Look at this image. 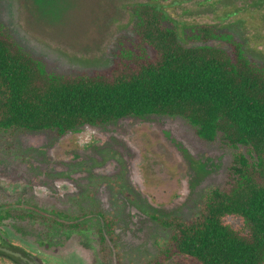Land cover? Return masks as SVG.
<instances>
[{
    "label": "rangeland",
    "instance_id": "rangeland-1",
    "mask_svg": "<svg viewBox=\"0 0 264 264\" xmlns=\"http://www.w3.org/2000/svg\"><path fill=\"white\" fill-rule=\"evenodd\" d=\"M137 3L158 4L180 30L231 28L264 63V0H0V23L50 72L92 73L109 66ZM241 152L200 139L182 118L130 117L63 137L0 131V204L23 212L4 229L65 264H159L171 233L152 216L195 217Z\"/></svg>",
    "mask_w": 264,
    "mask_h": 264
},
{
    "label": "trees",
    "instance_id": "trees-1",
    "mask_svg": "<svg viewBox=\"0 0 264 264\" xmlns=\"http://www.w3.org/2000/svg\"><path fill=\"white\" fill-rule=\"evenodd\" d=\"M126 9L131 22L109 47V66L92 73L50 72L0 23V131L63 137L130 117H169L208 143L245 149L195 217L152 216L171 233L158 263L264 264V63L231 28L180 30L155 3Z\"/></svg>",
    "mask_w": 264,
    "mask_h": 264
},
{
    "label": "flooded vegetation",
    "instance_id": "flooded-vegetation-1",
    "mask_svg": "<svg viewBox=\"0 0 264 264\" xmlns=\"http://www.w3.org/2000/svg\"><path fill=\"white\" fill-rule=\"evenodd\" d=\"M14 205H17V203H15ZM14 205L11 203L0 204V215L3 216L9 215L8 219L6 218L0 221V225H1L0 232L9 240V244L6 240L2 238L1 235H0V244H2V241H5L3 242L4 243L3 246L11 249L12 251L20 252V254L24 258L26 259L28 258L30 261H32V259L30 258L31 256H36L43 261V264H65L64 261H61L60 259L55 258L51 255H47L45 253L39 252L38 249L27 247L24 244H16L15 239L12 238L4 229L5 226L10 224L9 221L11 219H14L15 216H20L21 218V216L23 215L22 214L23 212H21V210L19 209H16ZM0 264H24V263H21V260L19 258H14L7 254H0Z\"/></svg>",
    "mask_w": 264,
    "mask_h": 264
},
{
    "label": "water",
    "instance_id": "water-1",
    "mask_svg": "<svg viewBox=\"0 0 264 264\" xmlns=\"http://www.w3.org/2000/svg\"><path fill=\"white\" fill-rule=\"evenodd\" d=\"M0 235L2 236V238L4 240H6L9 244V240L4 236L2 235V233L0 232ZM5 241H2V244H0V254H7L9 256H12L14 258H19L21 260V263H24V264H43V261L39 258V257H36V256H31L30 258L32 259V261H30L28 258H24L20 252H15V251H12L11 249L3 246Z\"/></svg>",
    "mask_w": 264,
    "mask_h": 264
}]
</instances>
